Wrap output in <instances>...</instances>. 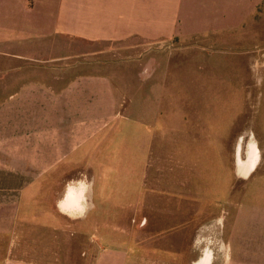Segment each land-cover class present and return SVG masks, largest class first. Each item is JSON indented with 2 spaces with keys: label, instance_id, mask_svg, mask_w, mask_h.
<instances>
[{
  "label": "crops",
  "instance_id": "crops-1",
  "mask_svg": "<svg viewBox=\"0 0 264 264\" xmlns=\"http://www.w3.org/2000/svg\"><path fill=\"white\" fill-rule=\"evenodd\" d=\"M263 3L0 0V264H65L73 231L63 222L114 221L127 205L142 204L131 201L137 188L127 183L125 166L89 165L97 175L91 182L69 176L68 165L103 150L129 105L108 70L79 60V42L138 37L206 48L253 21ZM111 172L116 180L105 176ZM253 227L246 240L232 233L235 246L220 232L211 264H264V224ZM87 238L88 264L128 262L123 243L107 245L97 232Z\"/></svg>",
  "mask_w": 264,
  "mask_h": 264
},
{
  "label": "rangeland",
  "instance_id": "rangeland-1",
  "mask_svg": "<svg viewBox=\"0 0 264 264\" xmlns=\"http://www.w3.org/2000/svg\"><path fill=\"white\" fill-rule=\"evenodd\" d=\"M253 18L206 48L138 37L79 42V60L108 70L129 105L103 150L68 165L69 176L85 180L79 174L86 172L91 182L97 175L90 166H125L127 183L137 188L131 201L142 204L127 205L114 221L63 222L73 231L65 264L89 263L91 232L106 234L107 245L123 243L126 264H192L220 245V232L235 246V230L244 240L251 227L262 228L264 3ZM251 140L258 154L253 167L241 169ZM112 173L105 176L116 180Z\"/></svg>",
  "mask_w": 264,
  "mask_h": 264
},
{
  "label": "bare ground",
  "instance_id": "bare-ground-1",
  "mask_svg": "<svg viewBox=\"0 0 264 264\" xmlns=\"http://www.w3.org/2000/svg\"><path fill=\"white\" fill-rule=\"evenodd\" d=\"M255 144L254 140H251L247 146V151L249 152V154L251 155L250 159L247 162H244V165L241 166V169H243V166H245L247 168V170L249 169V167L252 165L253 167V162L255 161V159L253 160V157H255L258 154L259 148L258 146ZM246 170V171H247ZM81 183V182H80ZM77 194V193H76ZM80 195V194H79ZM78 195V196H79ZM71 197V196H70ZM80 197V196H79ZM75 201V199H74ZM72 202V201H71ZM78 204V203H77ZM66 206V205H65ZM64 206V207H65ZM76 206V205H75ZM70 208V207H69ZM68 208V209H69ZM73 208V207H71ZM75 208V207H74ZM73 208V209H74ZM64 209V208H63ZM75 210V209H74ZM77 210V209H76ZM205 229V228H204ZM203 230V229H202ZM209 230V229H208ZM219 231V230H218ZM211 234V233H210ZM200 235V234H199ZM198 235V236H199ZM213 237V236H212ZM220 237V236H219ZM218 238V237H217ZM198 241V240H197ZM195 242V241H194ZM220 242V240H219ZM220 251V250H219ZM214 254H213V250L211 247H206L202 253L201 256H199L197 259H195L193 261V264H211L212 260H213Z\"/></svg>",
  "mask_w": 264,
  "mask_h": 264
},
{
  "label": "clouds",
  "instance_id": "clouds-1",
  "mask_svg": "<svg viewBox=\"0 0 264 264\" xmlns=\"http://www.w3.org/2000/svg\"><path fill=\"white\" fill-rule=\"evenodd\" d=\"M79 175L82 176V177H84L85 179L87 178V173L86 172L80 173Z\"/></svg>",
  "mask_w": 264,
  "mask_h": 264
}]
</instances>
